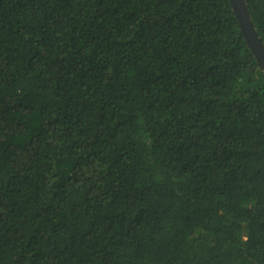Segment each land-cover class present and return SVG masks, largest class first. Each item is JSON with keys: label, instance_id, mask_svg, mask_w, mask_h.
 Listing matches in <instances>:
<instances>
[{"label": "trees", "instance_id": "trees-1", "mask_svg": "<svg viewBox=\"0 0 264 264\" xmlns=\"http://www.w3.org/2000/svg\"><path fill=\"white\" fill-rule=\"evenodd\" d=\"M0 264H264V70L230 0H0Z\"/></svg>", "mask_w": 264, "mask_h": 264}, {"label": "water", "instance_id": "water-1", "mask_svg": "<svg viewBox=\"0 0 264 264\" xmlns=\"http://www.w3.org/2000/svg\"><path fill=\"white\" fill-rule=\"evenodd\" d=\"M244 37L264 70V43L256 31L246 0H230Z\"/></svg>", "mask_w": 264, "mask_h": 264}]
</instances>
